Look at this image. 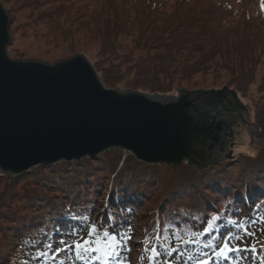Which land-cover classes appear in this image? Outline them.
Returning a JSON list of instances; mask_svg holds the SVG:
<instances>
[{
    "label": "trees",
    "instance_id": "obj_1",
    "mask_svg": "<svg viewBox=\"0 0 264 264\" xmlns=\"http://www.w3.org/2000/svg\"><path fill=\"white\" fill-rule=\"evenodd\" d=\"M126 1L125 10L122 5L105 7L112 16L84 30L97 35V48L82 50L93 54L92 63L106 87L170 95L209 72L216 79L221 73L217 70L230 69L226 62L233 57L229 86L243 108L252 110L249 123L264 138V78L257 77L258 60L253 59L264 54V46L258 52L257 37L249 38L245 32L232 40L223 38L240 21L245 28L247 17L221 7L217 0ZM40 2L60 11L82 3L85 6L76 9V16L98 7L97 0ZM99 24L114 25L102 29ZM245 39L252 42L245 44ZM75 50L77 46L69 52ZM250 148L253 153L247 149L233 153L234 159H224L206 171L147 166L128 153L111 150L74 165L61 162L12 179L0 176V264H32L31 255L41 252L57 226L63 221L79 225V214L89 216V223L98 229L105 225L120 235L123 221L133 214L134 227L141 233V248L135 253L140 260L147 259L148 246L193 249L188 242L201 235L200 241L208 243L223 226L231 225L229 221L264 217V144L251 143ZM209 222L214 228L205 233ZM38 232L43 234L41 240L30 244ZM252 246L264 256V242L254 241Z\"/></svg>",
    "mask_w": 264,
    "mask_h": 264
},
{
    "label": "water",
    "instance_id": "obj_2",
    "mask_svg": "<svg viewBox=\"0 0 264 264\" xmlns=\"http://www.w3.org/2000/svg\"><path fill=\"white\" fill-rule=\"evenodd\" d=\"M9 26L0 2V172L9 179L112 149L147 166L201 170L239 155L243 106L228 87L176 95L108 88L83 54L55 63L12 59Z\"/></svg>",
    "mask_w": 264,
    "mask_h": 264
},
{
    "label": "rangeland",
    "instance_id": "obj_3",
    "mask_svg": "<svg viewBox=\"0 0 264 264\" xmlns=\"http://www.w3.org/2000/svg\"><path fill=\"white\" fill-rule=\"evenodd\" d=\"M97 1H98L97 3L98 7L96 9L90 12L84 11L79 16H76L74 14L76 9H80L81 7L85 6L82 5V3H78L75 9H73L74 7H71V9L63 8V10L60 11L56 8V6H48L45 3L40 2V0H0L2 6L10 16L9 32L12 38V43L10 46H8V54L11 56L12 59L15 58L19 60L34 59L49 63H55L56 61L72 57L76 54H83L90 60L91 63L92 61L93 62L96 61L92 58L93 55L92 53L91 54H87L88 52L84 53L82 49L90 48L92 51H94L97 48V41L95 40V37L97 35H92V33L87 34L85 33L86 31L84 30H87L88 27H91L92 25H96V23L97 24L101 23L103 19L106 18L107 16L108 18L112 16L110 12H106L105 7L115 5L116 7L121 8L122 3L126 4L127 2L126 0H108L107 1L108 4H107L104 3V0H97ZM130 1H135V0H130ZM153 1L157 4L159 0H153ZM171 1L173 0H169V2ZM217 1H219V5L221 7H226L227 9L231 8L232 11H238L239 13L238 16L241 14L242 16L247 17V20L250 21L245 28L243 27L244 24L243 23L241 24L240 21L239 27H235L233 28V30L225 32L223 38L226 37L229 38V40H232L235 35L239 34L240 32H245L249 38L257 37L258 39L257 41H259L257 42L259 45L257 46V50L258 52L261 51V48L264 46V24L261 25L258 24L264 22V0H217ZM177 2H179V0H176V3ZM170 4L171 3L167 2V6ZM208 4L209 3L207 2V5ZM135 5L137 4H133L132 6L135 7ZM121 9L125 10V7ZM11 19H13V23L11 22L12 21ZM124 19L125 18H121V20ZM113 25L111 26V24H99V27L104 29V27H113ZM245 40H246L245 44H250L252 42V40L250 39H245ZM76 46H77V50L70 53L69 52L70 49ZM253 59L258 60V62H256L255 64L257 77L264 78V54H262L261 56L256 55V57H254ZM230 60L229 61L232 64L229 61L226 62V64L228 65L230 64L229 65L230 69L217 70L218 72L221 71V73H218L219 75L217 76L216 79L214 77V74L209 72L208 75L199 76L198 81L192 82L190 84H183L181 88L186 90H198V89L219 90L226 86L234 91V89H232L229 86V81L232 79V74H233V69L231 68L234 67L233 57ZM228 65L222 63L223 68L228 67ZM181 88L179 87L177 89H181ZM126 89H131V88H126ZM177 89L170 95H176L178 93ZM131 90H136V89H131ZM143 93L155 95L153 93H148V92H143ZM252 116H253L252 110L250 108H248L247 110L243 108L242 118H245L244 120H246L247 123H245V121H242L241 118L239 153L245 152L246 149L247 151L253 153L252 149L250 148L251 143H254L255 145H260V139H258L255 136L254 129L248 124L249 121H253ZM41 166H45V165H40L30 170L33 171ZM183 166L195 168L198 171L207 170V169L201 170L196 167H192L187 162L184 163ZM0 176L8 178L2 172H0ZM82 216H83L82 214H79L77 216V220L81 221ZM134 217L135 216L133 214L128 215L127 219L123 221V226H122L123 228L121 232V235H123L124 233L130 235L131 239L127 242L126 246H122L118 249V254L116 256L110 259L107 260L89 259L87 261H79L74 258L73 252L58 250V249H62L63 247L59 245V241L61 239L68 240V236L66 235V233L69 232L72 228L77 226L76 224L69 225L67 221H63L57 226L55 232L51 235V238L45 240V244L42 245V250H41L42 252L33 253L31 255V258L34 260L33 264H61V262H63V264H145V262L146 264H198L200 260L210 259L212 249L205 247L204 245L206 243L196 242L190 244L193 245L195 249H191V248L183 249L176 247H172L169 249H160V255L155 257L154 259H149V257H152L153 255L151 249L154 247L148 246L147 259L146 260L142 259L143 261L140 260L139 256L138 257L135 256V253L136 250L141 248L140 245L141 233H139V231L136 230L134 227V223H133ZM262 221H264V217L261 216H259L256 219H251L249 222L236 221L237 223L242 222L244 228L247 231L255 234L254 237L246 238L244 243L241 244V247L244 246L251 247L254 241L264 242V232L262 230L263 229L262 226L264 225V222ZM101 229H109V228H105L104 225L102 226ZM228 229H231L233 234L237 233V231H239L242 236L244 234L243 230H238L235 226L230 225V227L222 231L219 237L213 238V240L211 241L213 246H215L216 241L222 242V237L227 234ZM110 230L112 231L113 229ZM9 235L11 237L12 233H10ZM41 236H43L41 232L35 234L30 244L39 242ZM202 237H200L199 239H201ZM234 243L236 242L234 241ZM47 245H51V247L49 248L47 247ZM156 251L158 252V250ZM42 253H47V255L44 256L42 255ZM93 255H98V254L94 253ZM231 255L233 256V260L231 261V264H264V256L260 254L259 255L255 254V258L253 259L252 258L253 254L251 252L242 253L241 255L243 258L239 260L235 259L236 256L235 253ZM53 257H55V259H53ZM210 264H229V262L212 260Z\"/></svg>",
    "mask_w": 264,
    "mask_h": 264
},
{
    "label": "snow or ice",
    "instance_id": "obj_4",
    "mask_svg": "<svg viewBox=\"0 0 264 264\" xmlns=\"http://www.w3.org/2000/svg\"><path fill=\"white\" fill-rule=\"evenodd\" d=\"M218 217H213L212 220H216ZM264 222V221H262ZM228 223L235 226L238 230H243V236L239 231L233 234L231 229L227 230V234L222 237L221 241H216L215 246H213L212 242L206 243L204 246L211 248V257L209 260H200L198 264H210L212 260L216 261H228L231 264L233 260V256L231 254L235 253V259H242V253L251 252L253 254V258H255V254L257 249L255 246H244L241 247V244L244 243L245 239L248 237H254L255 234L247 231L244 228L242 222L237 223L236 221H229ZM214 225L209 222L208 228H205V233L213 230ZM68 236V240L61 239L59 241V245L63 246L62 249L66 252H73L74 258L79 261H87L89 259H110L118 254V249L122 246H126L127 242L131 239V236L127 233L120 235L112 234L110 229H98L95 223H89V216L83 215L81 217V223L76 227L72 228L69 232L66 233ZM119 235V239L117 238ZM234 241L236 243H234ZM47 247H51V245H47ZM152 257L149 259H154L160 254L156 251L155 248L151 249ZM97 253L98 255H93ZM42 255L46 256L47 253H42ZM55 259V257H53ZM63 264V262H61Z\"/></svg>",
    "mask_w": 264,
    "mask_h": 264
},
{
    "label": "bare ground",
    "instance_id": "obj_5",
    "mask_svg": "<svg viewBox=\"0 0 264 264\" xmlns=\"http://www.w3.org/2000/svg\"><path fill=\"white\" fill-rule=\"evenodd\" d=\"M112 150H118V149H112ZM109 151H111V150H109ZM120 151V150H119ZM104 154V153H103ZM47 166H53V165H47Z\"/></svg>",
    "mask_w": 264,
    "mask_h": 264
}]
</instances>
